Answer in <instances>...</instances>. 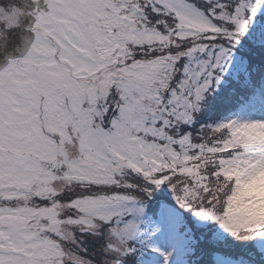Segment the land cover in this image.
I'll list each match as a JSON object with an SVG mask.
<instances>
[{"label":"snow or ice","instance_id":"6c2138e0","mask_svg":"<svg viewBox=\"0 0 264 264\" xmlns=\"http://www.w3.org/2000/svg\"><path fill=\"white\" fill-rule=\"evenodd\" d=\"M35 4L0 71V264H264V0Z\"/></svg>","mask_w":264,"mask_h":264},{"label":"water","instance_id":"95a60500","mask_svg":"<svg viewBox=\"0 0 264 264\" xmlns=\"http://www.w3.org/2000/svg\"><path fill=\"white\" fill-rule=\"evenodd\" d=\"M32 5L33 0H0V8L4 12L11 14L14 9H22L24 12L22 23L13 28H8L6 22L0 20V33L4 34L0 37V63L16 56L14 51L18 50L17 45H20V49L25 47V40L20 43L21 37L27 38L30 34L32 40L31 27L35 21V17L29 14Z\"/></svg>","mask_w":264,"mask_h":264},{"label":"rangeland","instance_id":"374dc122","mask_svg":"<svg viewBox=\"0 0 264 264\" xmlns=\"http://www.w3.org/2000/svg\"><path fill=\"white\" fill-rule=\"evenodd\" d=\"M43 1V0H42ZM28 37V36H27ZM26 41L27 40V38L26 37H21V39H20V43H22V41ZM35 40V39H34ZM34 40H33V42H34ZM32 42V43H33ZM19 46L20 45H17V49L18 50H15L14 52H15V57L13 58V59H11V60H4L3 62H1L0 63V71H2L5 67H7L8 66V64L12 61V60H15V59H22L24 56H26L27 55V53H28V51L30 50V48H31V46L30 47H26L25 48V50H23V48H19ZM17 52H19V53H17Z\"/></svg>","mask_w":264,"mask_h":264},{"label":"flooded vegetation","instance_id":"af4514ba","mask_svg":"<svg viewBox=\"0 0 264 264\" xmlns=\"http://www.w3.org/2000/svg\"><path fill=\"white\" fill-rule=\"evenodd\" d=\"M42 6H43L44 10H47L46 5L43 4V1H42ZM35 8H36V4H35ZM26 44H27V41H25V44L24 45H26Z\"/></svg>","mask_w":264,"mask_h":264},{"label":"clouds","instance_id":"9594fccd","mask_svg":"<svg viewBox=\"0 0 264 264\" xmlns=\"http://www.w3.org/2000/svg\"><path fill=\"white\" fill-rule=\"evenodd\" d=\"M23 15H24V14H21V15L18 17L19 25L22 23V19H21V17H22Z\"/></svg>","mask_w":264,"mask_h":264}]
</instances>
